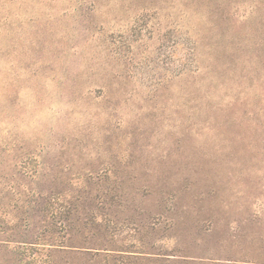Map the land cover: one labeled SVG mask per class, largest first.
Masks as SVG:
<instances>
[{"label":"rangeland","instance_id":"obj_1","mask_svg":"<svg viewBox=\"0 0 264 264\" xmlns=\"http://www.w3.org/2000/svg\"><path fill=\"white\" fill-rule=\"evenodd\" d=\"M0 264H264V0H0Z\"/></svg>","mask_w":264,"mask_h":264}]
</instances>
